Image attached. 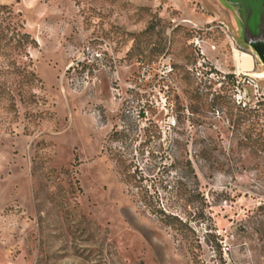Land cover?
I'll use <instances>...</instances> for the list:
<instances>
[{
	"label": "rangeland",
	"instance_id": "1",
	"mask_svg": "<svg viewBox=\"0 0 264 264\" xmlns=\"http://www.w3.org/2000/svg\"><path fill=\"white\" fill-rule=\"evenodd\" d=\"M0 7L30 35L0 54V264H264V0ZM176 159L204 201L169 194Z\"/></svg>",
	"mask_w": 264,
	"mask_h": 264
},
{
	"label": "trees",
	"instance_id": "2",
	"mask_svg": "<svg viewBox=\"0 0 264 264\" xmlns=\"http://www.w3.org/2000/svg\"><path fill=\"white\" fill-rule=\"evenodd\" d=\"M1 9H8V7H0V10ZM7 14L8 16L6 18H4L3 15H0V54H2L3 49L7 45L13 44L16 47L23 49L30 44V42L24 40V38H30V35L23 32V27L15 22L16 17H14L13 11L10 9ZM169 169L176 170L179 175L176 187L173 191H170L169 194L175 192L177 196H185L188 203L191 204L205 200V196L201 192L199 177L190 160L180 161L176 159L170 165L164 167L165 173H167ZM162 177H164L163 174ZM132 178L135 181V186L141 188L139 197L144 203V206L151 214L158 218L163 226L173 230L181 236L183 240L189 242L191 246H195L197 243L199 244V237L188 221L179 214L172 212L170 207L163 205L160 201V195L156 190H154L153 194L152 191L143 187V177L134 175ZM159 180L162 186L167 185L163 178L160 177ZM164 189L168 190L167 186L164 187ZM192 254L193 256H197L195 251H192Z\"/></svg>",
	"mask_w": 264,
	"mask_h": 264
},
{
	"label": "bare ground",
	"instance_id": "3",
	"mask_svg": "<svg viewBox=\"0 0 264 264\" xmlns=\"http://www.w3.org/2000/svg\"><path fill=\"white\" fill-rule=\"evenodd\" d=\"M236 53L237 61L240 62V66H242L243 68H250L254 64V58L252 56L247 54H240L238 52ZM262 77L264 78V75H262Z\"/></svg>",
	"mask_w": 264,
	"mask_h": 264
},
{
	"label": "flooded vegetation",
	"instance_id": "4",
	"mask_svg": "<svg viewBox=\"0 0 264 264\" xmlns=\"http://www.w3.org/2000/svg\"><path fill=\"white\" fill-rule=\"evenodd\" d=\"M255 46L264 51V41L258 40L255 42Z\"/></svg>",
	"mask_w": 264,
	"mask_h": 264
},
{
	"label": "water",
	"instance_id": "5",
	"mask_svg": "<svg viewBox=\"0 0 264 264\" xmlns=\"http://www.w3.org/2000/svg\"><path fill=\"white\" fill-rule=\"evenodd\" d=\"M256 50L258 52V54L260 55V57L262 58L263 62H264V51H262L260 48L256 47Z\"/></svg>",
	"mask_w": 264,
	"mask_h": 264
},
{
	"label": "built area",
	"instance_id": "6",
	"mask_svg": "<svg viewBox=\"0 0 264 264\" xmlns=\"http://www.w3.org/2000/svg\"><path fill=\"white\" fill-rule=\"evenodd\" d=\"M239 97H240L241 99H243V97H242V93H239Z\"/></svg>",
	"mask_w": 264,
	"mask_h": 264
}]
</instances>
